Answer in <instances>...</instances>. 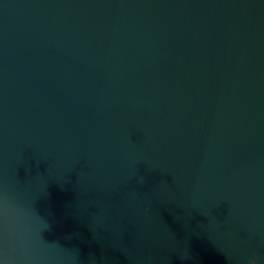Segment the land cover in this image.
I'll list each match as a JSON object with an SVG mask.
<instances>
[{
    "label": "water",
    "instance_id": "1",
    "mask_svg": "<svg viewBox=\"0 0 264 264\" xmlns=\"http://www.w3.org/2000/svg\"><path fill=\"white\" fill-rule=\"evenodd\" d=\"M264 264V0H0V264Z\"/></svg>",
    "mask_w": 264,
    "mask_h": 264
},
{
    "label": "clouds",
    "instance_id": "2",
    "mask_svg": "<svg viewBox=\"0 0 264 264\" xmlns=\"http://www.w3.org/2000/svg\"><path fill=\"white\" fill-rule=\"evenodd\" d=\"M247 264H259V261L256 258H250Z\"/></svg>",
    "mask_w": 264,
    "mask_h": 264
}]
</instances>
